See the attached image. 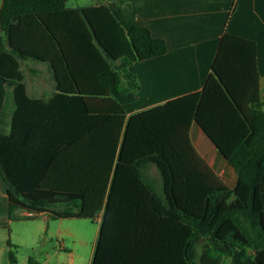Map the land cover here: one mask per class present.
<instances>
[{
    "label": "trees",
    "instance_id": "1",
    "mask_svg": "<svg viewBox=\"0 0 264 264\" xmlns=\"http://www.w3.org/2000/svg\"><path fill=\"white\" fill-rule=\"evenodd\" d=\"M68 1L4 0L0 9L10 45L0 49V175L10 220H100L91 264H264L255 43L224 34L202 91L128 117L111 90L137 95L129 68L167 54L166 41L147 27L124 29L110 7L128 14V0L80 10ZM21 61L48 64L58 92L30 98ZM193 124L237 173L233 188L195 149ZM149 165L160 190L145 177ZM9 261L16 264L13 251Z\"/></svg>",
    "mask_w": 264,
    "mask_h": 264
},
{
    "label": "crops",
    "instance_id": "2",
    "mask_svg": "<svg viewBox=\"0 0 264 264\" xmlns=\"http://www.w3.org/2000/svg\"><path fill=\"white\" fill-rule=\"evenodd\" d=\"M128 1L133 8L128 14L122 15L117 7H110L124 29L147 27L154 37L164 39L169 49L163 56L135 63L129 68L141 84L137 95L111 90V95L124 107L128 117L202 91L224 34L255 43L264 103V0ZM3 2L0 0V9ZM95 4V0H69L67 7L80 10ZM1 48L10 50L0 33ZM21 69L30 98L47 100L58 92L48 64L21 61ZM190 137L198 153L233 188L238 180L237 173L197 124L192 125ZM17 221L22 220L11 221L9 218L8 187L0 175V241H6L8 231H13ZM98 223L100 226V220Z\"/></svg>",
    "mask_w": 264,
    "mask_h": 264
},
{
    "label": "rangeland",
    "instance_id": "3",
    "mask_svg": "<svg viewBox=\"0 0 264 264\" xmlns=\"http://www.w3.org/2000/svg\"><path fill=\"white\" fill-rule=\"evenodd\" d=\"M145 177L160 190L162 181L154 165L145 169ZM17 215L34 216L24 211ZM99 228L98 222L90 220L47 221L43 216L14 222L5 243L0 241V264L9 263L10 251L15 254L16 264H30V260L33 264H91Z\"/></svg>",
    "mask_w": 264,
    "mask_h": 264
}]
</instances>
